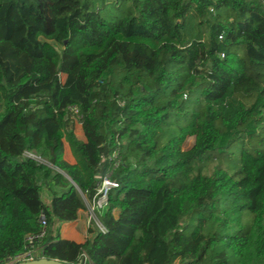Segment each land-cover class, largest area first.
<instances>
[{
  "label": "trees",
  "instance_id": "16d2710c",
  "mask_svg": "<svg viewBox=\"0 0 264 264\" xmlns=\"http://www.w3.org/2000/svg\"><path fill=\"white\" fill-rule=\"evenodd\" d=\"M114 150L106 230L61 238ZM41 212L71 264H264V0H0V262Z\"/></svg>",
  "mask_w": 264,
  "mask_h": 264
},
{
  "label": "built area",
  "instance_id": "2783aa9c",
  "mask_svg": "<svg viewBox=\"0 0 264 264\" xmlns=\"http://www.w3.org/2000/svg\"><path fill=\"white\" fill-rule=\"evenodd\" d=\"M69 110L73 112L76 119H80L79 110L76 106H69ZM26 155L36 157L34 154L27 153ZM109 160L112 161V168L108 169L103 174L95 175L97 178L96 190L90 200L84 199V209L87 213L88 222H93L99 231L104 232L105 226L102 223L100 216L109 205V194L110 192L118 187V181L113 178V170L120 163L119 150H114L112 154L108 156ZM39 221L41 223V230L36 233H28L25 236L23 249L13 255H8L0 264H18L20 262H26L38 258L45 257L42 254V247L39 245V241L46 232L47 221L43 212L39 215ZM81 264H92L86 255H83ZM148 264V263H143Z\"/></svg>",
  "mask_w": 264,
  "mask_h": 264
},
{
  "label": "rangeland",
  "instance_id": "374dc122",
  "mask_svg": "<svg viewBox=\"0 0 264 264\" xmlns=\"http://www.w3.org/2000/svg\"><path fill=\"white\" fill-rule=\"evenodd\" d=\"M61 80L65 79V74H60ZM253 125H251L249 128H246L240 132L235 131H227L224 140L218 144V150L221 152L220 157L222 158L223 165L229 169L235 170L237 168V155L239 152L240 143L238 139L247 138L248 136V129H252ZM74 133L79 139H83V132L80 128V122L79 119H76L74 117ZM194 142V136H189L184 141L182 147L183 149H188ZM64 158L70 162V161H76L74 155L72 154L70 147L68 143L64 139ZM221 160V159H220ZM87 214V213H86ZM247 219H245L246 221ZM175 264H178L176 261Z\"/></svg>",
  "mask_w": 264,
  "mask_h": 264
},
{
  "label": "crops",
  "instance_id": "0c3cea01",
  "mask_svg": "<svg viewBox=\"0 0 264 264\" xmlns=\"http://www.w3.org/2000/svg\"><path fill=\"white\" fill-rule=\"evenodd\" d=\"M82 140H85V137ZM70 163H75V160L70 161ZM113 213L116 215L117 211L114 210ZM88 226L89 222L87 214L85 209L83 208L78 211L77 219L69 222H63L59 225V235L61 238L72 240L77 243H82L89 236L87 232Z\"/></svg>",
  "mask_w": 264,
  "mask_h": 264
},
{
  "label": "water",
  "instance_id": "95a60500",
  "mask_svg": "<svg viewBox=\"0 0 264 264\" xmlns=\"http://www.w3.org/2000/svg\"><path fill=\"white\" fill-rule=\"evenodd\" d=\"M18 264H71V263L60 261V260L53 259V258L42 257V258H38V259L26 261V262H20ZM76 264H81V263L78 262Z\"/></svg>",
  "mask_w": 264,
  "mask_h": 264
}]
</instances>
